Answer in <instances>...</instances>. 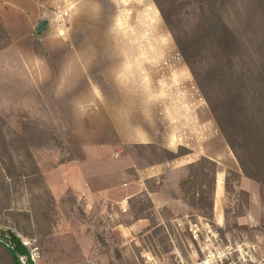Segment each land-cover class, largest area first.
I'll list each match as a JSON object with an SVG mask.
<instances>
[{
  "label": "rangeland",
  "instance_id": "obj_1",
  "mask_svg": "<svg viewBox=\"0 0 264 264\" xmlns=\"http://www.w3.org/2000/svg\"><path fill=\"white\" fill-rule=\"evenodd\" d=\"M77 3L82 20L67 36L51 28L36 39L26 23L30 10L0 13L9 36L0 33V114L12 129L39 144L35 159L57 206V222L44 244L9 215L28 208L25 190L12 195L11 208L0 211L2 221L36 241L39 264H197L202 251L189 231L196 221L211 224L223 244L232 247L225 264H264V192L242 173L155 0ZM74 7L67 15L61 9L68 25L75 20ZM221 13L238 40L229 69L238 75L235 79L251 81L246 96L257 95L260 88L253 78L264 54V0H226ZM175 19L186 30L195 28L190 17ZM114 47L141 48L149 66L115 62L109 50ZM212 54L197 51L193 61L200 73L215 64ZM145 72L159 77L163 96L175 90V97L186 100V109L176 110L178 132L184 129L188 138L203 137L207 144L206 154L194 161L205 156L218 165L213 219L181 199L179 181L188 175L189 163L163 167L159 176L144 180L141 191V169L150 165L147 146H160L141 144V99L125 102L115 96L130 90L141 97ZM129 78L135 83L125 82L122 88L121 81ZM214 86L213 80L206 83L208 94L219 102L223 91ZM227 169L241 174L240 186L232 182L228 192ZM141 199L150 202L148 218H141Z\"/></svg>",
  "mask_w": 264,
  "mask_h": 264
},
{
  "label": "trees",
  "instance_id": "obj_2",
  "mask_svg": "<svg viewBox=\"0 0 264 264\" xmlns=\"http://www.w3.org/2000/svg\"><path fill=\"white\" fill-rule=\"evenodd\" d=\"M225 1L155 0L242 173L256 180L264 192V54L260 58L259 71L253 78L256 87L260 89L257 90V95L246 96V91L252 88L251 81L247 82L241 76L235 79L238 75L233 68L229 69L233 65V53L238 47V40L222 18ZM177 16L190 17L195 28H182L181 20L177 22L175 19ZM0 33L9 37L2 21ZM202 50L213 53L211 57L215 64L208 72L200 73V68L193 60L196 59L197 51ZM211 80L217 91H223L219 102H214L207 92L206 83ZM55 140L62 145L58 138ZM147 148L150 152V165L170 161L190 152L182 146L175 152L154 145H148ZM39 149L36 141L16 132L0 114V211L11 208L12 195L25 190L29 199L28 208L12 210L9 215L25 234L40 238L44 244L52 235L57 222V206L35 159ZM186 168L188 175L179 181L181 199L191 209L213 219L217 163L202 156L189 163ZM240 181V173L225 170L227 192L231 190L232 182L240 186ZM240 193L248 196V192L243 189H240ZM149 206L148 199H141V218H148L145 210ZM2 220L4 218L0 216V221ZM12 245L13 247L0 236V264H21L19 255L25 254L26 250L14 240Z\"/></svg>",
  "mask_w": 264,
  "mask_h": 264
},
{
  "label": "crops",
  "instance_id": "obj_3",
  "mask_svg": "<svg viewBox=\"0 0 264 264\" xmlns=\"http://www.w3.org/2000/svg\"><path fill=\"white\" fill-rule=\"evenodd\" d=\"M25 1L28 0H8V2L7 0H5V2L8 3L5 4L4 0H0V13L2 15L6 13H16L17 15H25V12L30 10L31 15L26 20V23L31 29V37H36V39H39V37L43 38L46 33H48V31H51V28L52 30L54 29L59 32H64L65 36L70 35L73 29L75 30L79 27L78 23H80L82 20V12L80 11L81 8L79 6L81 4L77 3L79 0H31V4H28V7L27 5H25ZM57 3H63L62 5L65 6H59V8L64 11L65 15H67L68 10L72 6H75L74 10H72L76 12L75 20L71 22V24L69 23L68 25L66 16L60 21L56 19V11L52 10L51 8H53ZM41 21H43V24L46 26V29L43 31L44 33L40 32L42 34L38 36L40 33L36 31V27ZM85 21L88 20L85 19ZM74 49L76 51V54H82L81 49L80 52L78 51L79 49ZM91 49L92 51H94L93 48ZM109 50L111 51L112 56H114L113 60L117 63L120 62L123 65L126 64L128 66L131 63L142 65L143 62L145 67L149 66L146 64L145 61H142L141 59V48L131 50L129 48L114 47L109 48ZM117 56L119 57L116 58ZM126 73L127 75L131 74L132 76L134 71L128 70V72ZM141 75L145 78L141 79V97H134L135 93L133 96V93L130 90H123L120 94L116 96L114 95L116 99L125 102L133 101V99L134 101H136L137 98L138 100L141 99V144H150L153 142H158L157 144H159L160 147L166 148L168 150L176 151L178 147L182 146L194 152H191L188 155H184L167 162L148 165L144 169H141V191H143L145 189L144 180L146 178L159 176L162 171V168L165 166H169L172 164L174 166H180L196 160L200 155H205L207 144L203 137L202 141L201 138L196 139L193 136H191V138H188V136L184 134V129L182 134L178 132L179 130L177 126V119L180 115L177 114L176 110H178L179 107H182V109H186V100L183 97H175V90H171L166 96H163L161 88L159 90L161 80H159V77L157 75L150 72H145ZM125 82L129 83V86L135 83L132 82L130 78L129 80H122L120 84L122 88L126 87ZM92 85L98 87L95 83H92ZM172 87H177V85ZM183 99L185 101H183ZM197 103L198 105L200 104V109L202 110V102ZM190 109L192 110V112L195 111L193 110L192 103ZM196 117L198 119L197 115ZM185 131L187 132L186 129ZM156 135H159L160 138H156ZM217 175H219V173Z\"/></svg>",
  "mask_w": 264,
  "mask_h": 264
},
{
  "label": "built area",
  "instance_id": "obj_4",
  "mask_svg": "<svg viewBox=\"0 0 264 264\" xmlns=\"http://www.w3.org/2000/svg\"><path fill=\"white\" fill-rule=\"evenodd\" d=\"M64 18L61 9L56 11L58 21ZM189 231L200 244L202 257L197 264H225L228 255L231 254V246L224 245L220 233L207 222L196 221L190 224ZM0 236L11 247L12 241L18 242L25 250V254L19 255L21 264H39L40 247L36 241L21 234L10 224L0 221Z\"/></svg>",
  "mask_w": 264,
  "mask_h": 264
},
{
  "label": "water",
  "instance_id": "obj_5",
  "mask_svg": "<svg viewBox=\"0 0 264 264\" xmlns=\"http://www.w3.org/2000/svg\"><path fill=\"white\" fill-rule=\"evenodd\" d=\"M45 29H46V26L43 24V21H41L36 27V31L38 33L43 32Z\"/></svg>",
  "mask_w": 264,
  "mask_h": 264
}]
</instances>
